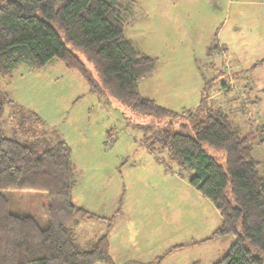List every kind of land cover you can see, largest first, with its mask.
I'll use <instances>...</instances> for the list:
<instances>
[{"label":"rangeland","instance_id":"1","mask_svg":"<svg viewBox=\"0 0 264 264\" xmlns=\"http://www.w3.org/2000/svg\"><path fill=\"white\" fill-rule=\"evenodd\" d=\"M121 1L127 4L124 37L157 59L155 72L139 84L143 96L181 116L199 103L206 82V108L221 109L242 134L264 140V44L256 42L262 34L255 35L263 30L264 0ZM218 31L227 56L214 49L206 58L203 40ZM240 72L254 82L245 95L258 103H241L236 82L234 91L219 93L228 77ZM5 95L0 136L22 143L60 140L70 148L73 201L101 217L78 225L79 243L108 233L116 263L161 257L160 264H212L228 251L234 236L215 234L222 221L213 204L166 152L154 154L142 142L145 126L139 125L151 119H127L114 100L90 92L80 74L57 59L39 70L18 64L10 77L0 79V102ZM213 156L223 161L221 153ZM251 157L264 174V142L253 145ZM8 200L11 212L44 224V194L10 192Z\"/></svg>","mask_w":264,"mask_h":264},{"label":"trees","instance_id":"2","mask_svg":"<svg viewBox=\"0 0 264 264\" xmlns=\"http://www.w3.org/2000/svg\"><path fill=\"white\" fill-rule=\"evenodd\" d=\"M126 6L121 0H0V79L20 63L39 70L57 59L80 74L90 92L114 100L127 119H151L139 125L145 126L142 142L154 154L166 152L213 204L222 221L215 234L235 238L212 264H264V174L251 157L253 145L264 140L242 134L221 109L206 108V82L197 106L181 116L142 96L139 84L155 72L157 59L124 37ZM214 49L215 35L208 54ZM6 102L5 95L0 120ZM216 153L222 154L221 163ZM75 182L64 141L22 143L0 136V264H116L107 234L77 241L78 225L101 217L73 201ZM10 192L44 194V224L11 212ZM160 259L123 264H160Z\"/></svg>","mask_w":264,"mask_h":264},{"label":"crops","instance_id":"3","mask_svg":"<svg viewBox=\"0 0 264 264\" xmlns=\"http://www.w3.org/2000/svg\"><path fill=\"white\" fill-rule=\"evenodd\" d=\"M261 27V29H263V30H259V32L258 33H256L255 35H259V34H262V36H261V40H258V41H256V42H258V43H262V44H264V42H263V39H264V22H262L261 23V26H259V28ZM249 29H253L254 27H253V25L252 26H249L248 27ZM220 32L221 31H218L217 32V34L215 33L214 35L216 36V41H217V45H218V51H217V53H219V55H221V57L222 56H227V46H226V43L224 42V43H222L221 42V38H220ZM232 33L233 34H238V30H233L232 31ZM214 35H212V37L210 36V38H208L207 39V41L206 42H204V40H203V44H204V49H203V54L205 53V57L207 58L210 54H208V51H207V49H208V47H209V45H210V43H211V39L213 38V36ZM252 36H254V35H252ZM227 41V43H229L228 42V40H226ZM251 41H252V39H251ZM206 44H207V46H206ZM212 55V54H211ZM53 60H51V62H52ZM51 62H49L48 64H50ZM235 78H233V76H231V78H229L228 77V81H229V84L228 83H226L225 81V86L224 87H222V88H220V90H219V93L221 92H223V93H225L226 91H234L233 90V88H235L236 87V85L237 86H239L240 88H241V93H242V95H243V98L241 97V103H243V102H246V103H248V102H250V103H258L259 101H258V98H253V101H251V100H249V96L248 95H245L246 93H248V92H250L249 90H250V88L252 87V86H254L253 84H254V82L251 80V79H249L248 77H246L244 74H241V72L240 73H236L235 74ZM242 78V79H241ZM233 81V82H232ZM234 82H236V83H238V84H236V83H234ZM236 84V85H235ZM235 85V86H234ZM139 91H140V87H139ZM141 93V92H140ZM142 95V94H141ZM143 96V95H142ZM146 97H148V96H146ZM209 98H210V96H209ZM152 99V98H151ZM154 100V99H153ZM155 101V100H154ZM200 101V100H199ZM156 102V101H155ZM157 103V102H156ZM158 104V103H157ZM158 105H160V104H158ZM256 106H257V104H255ZM160 106H162V105H160ZM197 106V105H196ZM162 107H165V106H162ZM165 108H167V107H165ZM168 109V108H167ZM175 112V111H174ZM183 112H186V111H183ZM177 113V112H176ZM73 198V197H72ZM82 207V206H81ZM108 221V220H107ZM112 221V220H111ZM111 221L109 222V226H108V228L110 227V225H111ZM107 235H108V233H106ZM234 240H235V238H234ZM234 242V241H233ZM109 248H110V244H109ZM111 256V255H110ZM113 260V259H112ZM114 261V260H113ZM128 261H136V260H127V261H124V262H115L116 264H123V263H125V262H128ZM138 262H142V261H138ZM143 263H146V262H143ZM148 263V262H147Z\"/></svg>","mask_w":264,"mask_h":264},{"label":"built area","instance_id":"4","mask_svg":"<svg viewBox=\"0 0 264 264\" xmlns=\"http://www.w3.org/2000/svg\"><path fill=\"white\" fill-rule=\"evenodd\" d=\"M225 69H226V71H228L229 67H226Z\"/></svg>","mask_w":264,"mask_h":264}]
</instances>
